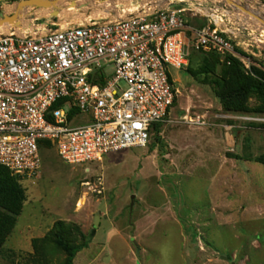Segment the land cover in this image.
Returning <instances> with one entry per match:
<instances>
[{"label":"rangeland","instance_id":"1","mask_svg":"<svg viewBox=\"0 0 264 264\" xmlns=\"http://www.w3.org/2000/svg\"><path fill=\"white\" fill-rule=\"evenodd\" d=\"M233 1L264 12V0ZM155 2L183 9L187 24L195 27L206 23L193 15L197 3L227 4L80 0V8L62 10L57 21L52 9H41L26 11L22 22L26 28L53 29L64 20L126 17ZM2 4L7 12L15 8ZM237 11L244 27L239 52L246 58L240 61L249 73L252 67L264 71V27ZM6 26L0 32L12 27ZM191 56L189 69L172 70L179 96L172 121L160 128V142L152 132L146 148L77 167L46 146L38 175L12 176L13 191L0 193V264H64L67 254L52 240L61 228L72 243L88 244L73 264H264V123L242 120L264 117L253 113L262 101L252 95L247 113L224 111L207 77L221 75L224 59L207 52ZM205 65L208 75L200 73ZM185 115L205 117L209 125L185 123Z\"/></svg>","mask_w":264,"mask_h":264},{"label":"built area","instance_id":"2","mask_svg":"<svg viewBox=\"0 0 264 264\" xmlns=\"http://www.w3.org/2000/svg\"><path fill=\"white\" fill-rule=\"evenodd\" d=\"M172 5L141 4L124 18L0 36V165L34 178L42 141L72 167L146 148L155 126L172 121L179 96L172 70H186L192 51L246 62L240 12L199 2L193 15L206 23L195 27ZM182 119L209 125L201 116Z\"/></svg>","mask_w":264,"mask_h":264},{"label":"trees","instance_id":"3","mask_svg":"<svg viewBox=\"0 0 264 264\" xmlns=\"http://www.w3.org/2000/svg\"><path fill=\"white\" fill-rule=\"evenodd\" d=\"M194 52H207L211 54V56L221 58L213 51L202 50ZM191 57L190 55V62ZM222 62L224 63V68L221 75L219 77H207L210 81L209 83L212 84L215 90L216 96L221 101L223 110L229 113H247L249 111L247 106L248 99L250 96L256 95L262 101V106L253 113L264 115V71L252 67V73H249L245 70L242 62L233 57H227ZM200 73H206L208 75L209 70L206 65L204 68H201ZM161 127L162 125L158 124L153 130L157 142L161 141ZM46 146L52 145L49 141H42L40 146L41 152ZM12 176L14 175L7 168L0 165V193H11L13 191L12 188L15 182L12 180ZM52 240L67 254L64 264H73L77 254L88 246L87 242L81 244L72 243L69 236L62 228L59 233H56Z\"/></svg>","mask_w":264,"mask_h":264},{"label":"water","instance_id":"4","mask_svg":"<svg viewBox=\"0 0 264 264\" xmlns=\"http://www.w3.org/2000/svg\"><path fill=\"white\" fill-rule=\"evenodd\" d=\"M80 0H0V3L12 2L15 3L14 11L11 14H0V28L5 27L6 25H11V30L9 34L15 33L14 31L18 28H22V19L25 17V12L28 9L41 10V9H52L51 16L54 18V21L61 16L62 10H69L71 8L78 9L80 8L78 2ZM90 2H101L103 0H88ZM228 5L234 7L235 9L253 16L256 18L264 27V19L253 15L248 11L244 6L236 4L233 0H223ZM65 4L66 6H63ZM88 4H83L81 8L87 7ZM31 19L35 18L34 15H30ZM48 24V23H47ZM9 34H4L0 32L1 37H6ZM14 36V35H13ZM134 198V197H133ZM99 225L98 218L95 220V226Z\"/></svg>","mask_w":264,"mask_h":264},{"label":"crops","instance_id":"5","mask_svg":"<svg viewBox=\"0 0 264 264\" xmlns=\"http://www.w3.org/2000/svg\"><path fill=\"white\" fill-rule=\"evenodd\" d=\"M16 5V4H15ZM14 11V10H13ZM13 11H10V12H7L6 10H5V8H4V4H2V5H0V14L1 13H4V14H11ZM28 11V13H30V14H32L33 13V11H37V10H34V9H28L27 10ZM67 11H69V10H67ZM90 19H93V17H88L87 19H83V21L85 22V21H89ZM30 21H32V19H30ZM63 24L64 25H62V26H60L61 28H65V27H67V25H68V22H67V20H64L63 21ZM22 28H18V29H16L14 32H15V34L16 35H23V34H27V33H31V31H34V30H38L39 29V27H43V29H44V27H45V25H40V26H34V27H29V28H26V26H28L27 24H25V23H23L22 22ZM5 27H7V26H5ZM10 30H11V28L9 29V27L8 28H4L3 30H2V33H4V34H9L10 33ZM163 126V125H162Z\"/></svg>","mask_w":264,"mask_h":264},{"label":"bare ground","instance_id":"6","mask_svg":"<svg viewBox=\"0 0 264 264\" xmlns=\"http://www.w3.org/2000/svg\"><path fill=\"white\" fill-rule=\"evenodd\" d=\"M236 4H239V2H236V1H234ZM156 5H160V4H158L157 2H155V4H153L152 6H149V7H154V6H156ZM240 5V4H239ZM148 7V8H149ZM248 11H250L253 15H255V16H257V17H261L262 19H264V12L262 13V12H258V11H255V10H253V9H250V8H248V7H245ZM251 17H253V16H251ZM119 18H124V17H119ZM254 18V17H253ZM256 19V18H255ZM66 28V27H65Z\"/></svg>","mask_w":264,"mask_h":264}]
</instances>
